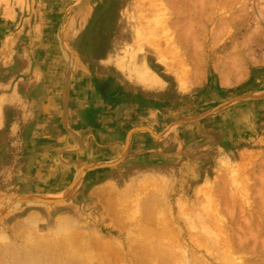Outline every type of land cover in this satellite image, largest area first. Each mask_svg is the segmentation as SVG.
Listing matches in <instances>:
<instances>
[{
  "label": "rangeland",
  "instance_id": "374dc122",
  "mask_svg": "<svg viewBox=\"0 0 264 264\" xmlns=\"http://www.w3.org/2000/svg\"><path fill=\"white\" fill-rule=\"evenodd\" d=\"M263 227L264 0H0V264H264Z\"/></svg>",
  "mask_w": 264,
  "mask_h": 264
},
{
  "label": "bare ground",
  "instance_id": "6f19581e",
  "mask_svg": "<svg viewBox=\"0 0 264 264\" xmlns=\"http://www.w3.org/2000/svg\"><path fill=\"white\" fill-rule=\"evenodd\" d=\"M177 53H178V52H177ZM178 55H179V53H178ZM196 56H197V55H196ZM183 60H184V58H183ZM185 60H186V58H185ZM196 60H197V59H196ZM150 74H151V73H150ZM109 199H110V197H109ZM109 199H108V200H109ZM142 202H143V200H142ZM146 202H147V201H146ZM119 204H120V203H119ZM122 205H123V204H122ZM122 205H121V206H122ZM124 205H125V204H124ZM140 206H141V205H140ZM150 206H151V204H150ZM153 206H154V204H153ZM149 208H150V207H149ZM120 209H122V208H119V210H120ZM156 209H157V208H156ZM116 210H117V209H116ZM149 210H151V209H149ZM65 212H66V211H65ZM68 212H69V211H68ZM145 212H147V210H145ZM155 212H156V211H155ZM109 213H110V212H109ZM66 214H67V213H66ZM147 214H148V213H147ZM152 214H153V213H152ZM161 214H162V213H161ZM70 215H71V214H70ZM163 215H164V214H163ZM163 215H162V216H163ZM140 216H141V215H140ZM142 216H143V214H142ZM158 216H161V215L158 213ZM164 216H165V215H164ZM60 217H61V216H60ZM63 217H64V216H63ZM63 217H61L62 220H63ZM144 217H145V216H144ZM150 218H151V217H150ZM157 218H158V217H157ZM141 219H142V218H141ZM143 219H144V218H143ZM146 219H147V218H146ZM151 219H152V218H151ZM151 219H147V220H149V221L151 222ZM153 219H154V217H153ZM161 219H163V218H161ZM165 219H166V218H165ZM124 220H125V219H124ZM124 220H123V221H124ZM154 220H155V219H154ZM167 220H168V219H167ZM119 221H122V220H119ZM138 221H139V220H138ZM156 221H157V220H156ZM117 222H118V221H117ZM142 222H143V221H142ZM145 222H146V221H145ZM145 222H144V224H142V225L147 224V223H145ZM158 222H159V221H158ZM158 222H157V223H158ZM163 222H165V221H163ZM166 222H167V221H166ZM166 222H165V223H166ZM218 222H219V221H218ZM118 223H119V222H118ZM120 223H121V222H120ZM256 223H257V222H256ZM62 224H63V223H62ZM126 224H127V223H126ZM130 224H131V222H130ZM134 224H135V222H134ZM246 224H247V223H246ZM248 224H249V223H248ZM120 225H121V224H120ZM142 225H140L139 227L137 226V228H140ZM169 225H170V224H169ZM215 225H216V224H215ZM255 225H256V224H255ZM122 226H123V225H122ZM156 226H157V225H156ZM167 226H168V224H167ZM220 226H221V224H220ZM223 226H224V225H223ZM257 226H258V223H257ZM257 226H256V227H257ZM31 227H32V226H31ZM145 227H146V226H145ZM152 227H153V226H152ZM169 227H170V226H169ZM217 227H218V226H217ZM217 227H216V228H217ZM171 228H172V227H171ZM222 228H223V227H222ZM225 228H226V227H225ZM248 228H249V226H248ZM251 228H252V226H251ZM251 228H250V230H251ZM263 228H264V227H263ZM165 229H166V228H165ZM226 229H227V228H226ZM31 230H32V228H31ZM31 230H30V231H31ZM145 230H146V229H145ZM166 230H167V229H166ZM169 230H170V229H169ZM171 230H172V229H171ZM171 230H170V231H171ZM224 230H225V229H224ZM250 230H248V231H250ZM256 230H257V229H256ZM258 230H259V228H258ZM35 231H36V230H35ZM71 231H72V230H71ZM141 231H143L142 228H141ZM248 231H247V233H248ZM31 232H32V231H31ZM31 232H30V234H31ZM69 232H70V230L68 231V233H69ZM163 232H164V231H163ZM163 232H162V233H163ZM35 233H36V232H35ZM35 233H34V234H35ZM74 233H76V232L74 231ZM77 233H78V232H77ZM141 233H142V232H141ZM141 233H139V234H141ZM144 233H145V232H143V234H144ZM148 233H149V231H148ZM153 233H155L154 235H156V232H153ZM164 233H165V232H164ZM166 233H167V232H166ZM249 233H251V231H250ZM255 233H256V232H254V235H255ZM24 234H25V233H24ZM70 234H71V233H70ZM70 234H69V235H70ZM149 234H152V233L150 232ZM256 234H257V233H256ZM25 235H27V234H25ZM35 235H36V234H35ZM37 235L39 236V234H37ZM37 235H36V236H37ZM161 235H162V234H161ZM163 235H164V234H163ZM163 235H162V236H163ZM227 235H228V234H227ZM248 235H249V234H248ZM254 235H253V233H252V236H254ZM27 236H28V235H27ZM36 236L34 237L35 239H36ZM95 236H96V235H95ZM255 236L257 237V235H255ZM24 237H25V236H24ZM69 237H70V236H69ZM154 237H155V236H154ZM158 237H159V236H158ZM160 237H161V236H160ZM164 237H165V236H164ZM249 237H250V236H249ZM30 238H33V237H30ZM40 238H41V235H40ZM95 238H96V237H95ZM95 238H94V241H95ZM168 238H169V237H168ZM170 238H171V236H170ZM207 238H209V237H207ZM237 238H238V237H237ZM247 238H248V237H247ZM251 238H252V237H251ZM23 239H24V238H23ZM68 239L71 240L70 238H68ZM209 239H210V238H209ZM231 239H232V238H231ZM241 239H242V238H241ZM259 239H261V238L259 237ZM259 239H255V240L258 241ZM32 240H33V239H32ZM44 240L47 241V239H44ZM44 240H43V241H44ZM63 240H65V239H63ZM98 240H99V239H98ZM170 240H171V239H170ZM177 240H178V239H177ZM245 240H247V239H245ZM249 240H250V239H249ZM252 240H253V239H252ZM255 240H254V241H255ZM261 240H263V239H261ZM261 240H260V241H261ZM48 241H49V240H48ZM67 241H68V240H67ZM67 241L65 242L66 244H67ZM96 241H97V240H96ZM168 241H169V240H168ZM209 241H211V240H209ZM28 242H29V241H28ZM56 242H57V241H56ZM102 242H103L104 245H105V242H104V241H102ZM172 242H173V241H172ZM239 242H240V241H239ZM241 242L243 243V240H242ZM246 242H247V241H246ZM31 243H32V242H31ZM31 243H30V244H31ZM38 243H40V242H38ZM41 243H42V245L40 244L41 246H45L46 244H47V245H50L49 243H46V244H44L43 242H41ZM63 243H64V241H63ZM92 243H94V242H92ZM157 243H158V242H157ZM36 244H37V243H36ZM36 244H35V245H36ZM54 244H55V243H54ZM61 244H62V243H61ZM94 244H95V243H94ZM94 244H93V245H94ZM99 244H101V243H99ZM108 244L110 245V243H108ZM173 244H175V243H173ZM181 244H182V242H181ZM212 244H214V243H211V245H212ZM238 244H239L238 247H240V243H238ZM261 244H262V242H261ZM25 245H27V244H25ZM40 245H39V246H40ZM52 245H53V244H52ZM55 245H56V244H55ZM58 245H59V244H58ZM58 245H57V246H58ZM96 245H98V243H97ZM96 245H95V246H96ZM106 245H107V244H106ZM170 245H172V244H170ZM214 245H215V244H214ZM57 246H56V247H57ZM110 246H111V245H110ZM176 246H177V245H176ZM212 246H213V245H212ZM232 246H233V245H232ZM235 246H236V245H235ZM252 246H253V245H252ZM46 247H47V246H46ZM93 247H94V246H93ZM108 247H109V246H108ZM156 247H157V245H156ZM166 247H167V245H166ZM168 247H169V245H168ZM168 247L166 248V249H167L166 252H168V250H171V249H172V247H171L170 249H168ZM173 247H174V246H173ZM180 247H181V246H180ZM182 247H183V246H182ZM182 247H181V248H182ZM184 247H185V246H184ZM216 247H218V246H216ZM261 247H262V246H261ZM8 248H9V247H8ZM47 248H48V247H47ZM64 248H65V247H64ZM69 248H70V247H69ZM249 248H250V247H249ZM11 249H12V248H11ZM66 249H67V248H66ZM66 249H65V250H66ZM110 249H111V248H110ZM110 249H108V250H110ZM155 249H156V248H155ZM155 249H154V253H155ZM157 249H158V248H157ZM174 249H175V248H174ZM174 249H172V251H174ZM183 249H185V248H183ZM226 249H227V248H226ZM237 249H238V248H237ZM24 250H25V249H24ZM91 250H92V249H91ZM112 250H113V249H112ZM119 250H120V249H119ZM158 250H159V249H158ZM180 250H181V249H180ZM29 251H31V250H29ZM63 251H64V250H63ZM70 251H71V250H70ZM92 251H93V250H92ZM117 251H118V250H117ZM163 251H165V250H163ZM163 251H161V252H163ZM181 251H182V250H181ZM97 252H98V250H97ZM113 252H114V251H113ZM157 252H159V251H157ZM178 252H179V250H178ZM178 252H177V253H178ZM90 253H91V252H90ZM108 253H109V252H108ZM183 253H184V252H183ZM32 254H33V253H32ZM53 254H54V253H53ZM68 254H69V253H68ZM94 254H95V253H94ZM156 254H157V253H156ZM160 254L163 255L162 253H160ZM165 254H166V253H165ZM167 254H169V253H167ZM170 254H173V252H171ZM180 254H182V253H180ZM247 254H248V253H247ZM12 255H13V254H12ZM12 255H11V256H12ZM41 255H42V254H41ZM43 255H44V254H43ZM47 255H48V254H47ZM57 255H58V254H57ZM97 255H99V254H97ZM97 255H96V256H97ZM119 255H120V254H119ZM182 255H183V254H182ZM219 255H220V254H219ZM219 255H217V256H219ZM224 255H225V254H224ZM11 256H10V258H11ZM14 256H15V254L13 255V257H14ZM31 256H32V255H31ZM63 256H64V255H63ZM92 256H95V255H92ZM163 256H164V255H163ZM163 256H162V257H163ZM168 256H170V257H169L170 259H171V258L173 259V257H171V255H168ZM172 256H175V254H173ZM196 256H197V255H196ZM41 257H42V256H41ZM54 257H55V256H54ZM88 257H90V258H88ZM177 257H178V255H177ZM227 257H228V256H227ZM234 257H235V256H234ZM240 257H241V256H240ZM26 258H28V257H26ZM26 258H24V259L26 260ZM57 258H58V257H56L55 259H57ZM65 258H66V257H65ZM73 258H74V257H72L71 260H72ZM87 258H88V259H87ZM91 258H92L91 255H89V256L87 255V257H86L87 260H85V261H89V262H91L92 260L94 261L95 258L98 259L97 257H93L92 259H91ZM99 258H100V255H99ZM180 258H181V257H179V259H180ZM201 258H202V257H201ZM41 259H42V258H41ZM51 259H52V258H51ZM77 259H79V258H77ZM83 259H84V258H83ZM164 259L166 260V262H168V260H169V259H166V258L163 257V260H164ZM193 259H194V258H193ZM240 259H242V258H240ZM253 259H254V258H253ZM20 260H21V259H20ZM44 260H45V259H44ZM44 260H43V261H44ZM48 260H49V259H48ZM58 260H59V259H58ZM81 260H82V259H81ZM176 260H177V259H176ZM180 260H181V259H180ZM250 260H251V259H250ZM3 261H5V260H3ZM3 261H2V262H3ZM13 261H15V258H14ZM16 261H17V260H16ZM26 261H28V264H40L41 262H43V261H41V260H38V257H37V258H36V256L34 257V255H33L32 257L28 258ZM26 261H25V262H26ZM45 261H46V260H45ZM105 261H106V260H105ZM153 261H154V259H153ZM156 261H157V260H156ZM161 261H162V260H161ZM182 261H183V259H182ZM197 261H198V260H197ZM201 261H202V260H201ZM201 261H200V262H201ZM226 261H228V260L226 259ZM229 261H230V260H229ZM237 261H238L239 264H240V260H237ZM242 261H243V259H242ZM245 261H246V260H245ZM25 262H24V263H25ZM48 262H49V261H48ZM54 262H55V261H54ZM71 262H73V261H71ZM76 262H78V261H76ZM163 262H165V261H163ZM173 262H174V261L172 260V263H173ZM180 262H181V261H180ZM180 262H179V263H180ZM195 262H196V261H195ZM202 262H203V261H202ZM249 262H250V261H249ZM5 263H6V261H5ZM5 263H4V264H5ZM21 263H22V262H21ZM24 263H22V264H24ZM92 263H94V262H92ZM118 263H119V262H118ZM160 263H161V262H160ZM193 263H194V261H193ZM228 263H229V262H228ZM235 263H236V262H235ZM241 263H242V262H241ZM244 263H245V262H244ZM25 264H26V263H25ZM109 264H110V263H109ZM153 264H154V263H153ZM156 264H157V263H156ZM167 264H168V263H167ZM177 264H178V263H177ZM180 264H181V263H180ZM194 264H195V263H194ZM198 264H199V263H198ZM202 264H203V263H202ZM242 264H243V263H242ZM257 264H258V263H257Z\"/></svg>",
  "mask_w": 264,
  "mask_h": 264
},
{
  "label": "crops",
  "instance_id": "0c3cea01",
  "mask_svg": "<svg viewBox=\"0 0 264 264\" xmlns=\"http://www.w3.org/2000/svg\"><path fill=\"white\" fill-rule=\"evenodd\" d=\"M48 107V106H47ZM46 105L44 104H40L38 107H37V111H39V114L38 116L40 118H38V120H42V119H50V120H53V117L55 119V123L54 124H57V122L59 121V118H57V112H53L52 109L49 110V108H47ZM62 119V118H61ZM57 121V122H56ZM43 124L40 123V122H37V126L40 127V126H43V125H48L49 123H47V120H43Z\"/></svg>",
  "mask_w": 264,
  "mask_h": 264
}]
</instances>
